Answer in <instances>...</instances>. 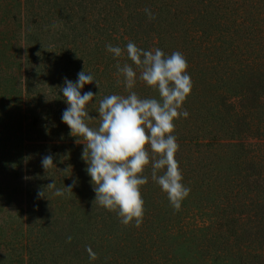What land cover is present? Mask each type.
Listing matches in <instances>:
<instances>
[{
  "label": "rangeland",
  "instance_id": "rangeland-1",
  "mask_svg": "<svg viewBox=\"0 0 264 264\" xmlns=\"http://www.w3.org/2000/svg\"><path fill=\"white\" fill-rule=\"evenodd\" d=\"M63 1L37 2L36 7L40 8L35 9L33 15L39 11V17L43 16L40 19L31 18V9L24 11V0H0V264H24L21 252L14 246L24 228L23 212L28 202L25 157L32 152L30 140L36 135L35 127L26 128L25 125L40 114L38 130L69 135L68 126L65 124L61 130L53 117L58 110L64 112L68 107L63 97L57 96L60 86L55 79L62 81L63 75L67 74L70 81L75 82L81 70L76 69V61L70 64L68 61L73 56L87 61L90 55L85 73L92 70L94 78L100 77L102 89L106 84L105 70L100 74L102 76L98 75L113 57L106 50L108 24L103 23L100 16L82 22L81 16L76 15L64 21L58 17L61 13L58 7L63 6ZM209 1L212 3L203 5L204 9L200 10L191 6L189 9L187 3L186 10L195 12L197 24L189 27L205 32L203 37L211 43L205 45L211 50L194 51L190 37L184 34L188 30L189 18L185 26L170 17L166 21L163 52L166 56L174 51L183 54L193 85L180 109L187 110L189 115L174 120L173 132L179 144L175 159L182 172V183L191 191L180 210L175 211L167 194L151 179V172L144 174L148 183L141 186L140 191L144 201V236L148 241L143 253L146 261H150L148 257L153 261H164L162 257L165 256L176 257L181 264H237L238 258L225 245V236L230 230L225 217L242 203L257 198L244 183V176L251 171L250 164H244L239 149L231 145L229 139L233 132L218 105L220 96L237 92L243 83L237 72L244 59L241 55L245 56L261 42L255 27L259 26L258 23L262 26L259 19L264 16V0ZM48 10L56 11L55 15ZM120 17L121 11L115 16L116 29L121 33ZM96 22H101V29ZM72 27L77 30L71 31ZM61 47L73 53L62 55ZM50 51L55 57H62L60 63L56 64L55 58L49 55ZM62 66L68 69L67 72L61 73ZM26 73L35 79L34 93L29 99L25 96ZM84 87L87 90L83 92H87L93 84ZM37 91L43 97L40 102ZM148 95L159 98L158 92L151 87ZM27 102L32 104L35 112L23 120ZM89 123L91 126V121ZM196 141L213 142L211 146L202 147ZM53 163L56 168L42 173L46 177H63L64 170L54 159ZM71 171L67 177L73 175L75 169L71 167ZM32 177L45 191L44 176L36 177L31 172ZM50 199L58 205L59 197L53 192ZM126 228L119 227L122 231L119 236L125 237L130 232ZM118 252L116 250V254Z\"/></svg>",
  "mask_w": 264,
  "mask_h": 264
},
{
  "label": "trees",
  "instance_id": "trees-1",
  "mask_svg": "<svg viewBox=\"0 0 264 264\" xmlns=\"http://www.w3.org/2000/svg\"><path fill=\"white\" fill-rule=\"evenodd\" d=\"M41 0H24V11L31 9V18H40L39 11L33 15L37 8L36 3ZM56 1V0H53ZM208 1V2H207ZM198 10L204 9L203 5L212 2L209 0H64L63 6L58 7L61 12L58 17L64 21L80 15V21L86 22L92 17H101L103 23H107L110 28L108 44L126 48L129 41L145 50L160 48L163 51V38L165 35L167 17L181 21L185 26L188 23V30L184 34L190 37V43L194 45V51H207L211 47H206V43L211 44L203 36L205 32L190 28L195 26V12L187 11L186 5ZM38 4V3H37ZM145 9L150 10L155 18L150 19L145 13ZM59 11H57L59 13ZM121 11L120 26L122 31H118V24L115 16ZM54 14L56 11H49ZM103 12V13H102ZM94 14V16H92ZM55 15V14H54ZM100 16V17H99ZM262 26L258 23L255 29L260 33L261 42L241 55L244 59L240 61L238 73L241 82L240 89L230 95L219 97V108L223 111L229 130L233 132V137L229 139L231 145L237 147L242 156L244 164H250L251 171L244 176V183L250 193L257 195L256 199H250L248 203H242L236 210L229 212L225 217L229 225V232L225 236L226 248L238 258L237 264H264V16L259 19ZM258 21V20H257ZM98 29H101V22H96ZM257 26V25H256ZM71 31L77 30L76 27L70 28ZM256 30V31H257ZM63 36V35H62ZM68 37V36H67ZM259 46V47H257ZM257 47V48H256ZM214 48V47H213ZM60 53L71 55L70 49L61 47ZM201 53V52H200ZM50 56L54 57L56 64L60 63L62 57H55V53L50 51ZM75 59L73 56L68 64L76 61V69L88 71L90 59ZM113 56V54L111 55ZM198 57V54H196ZM252 56V57H250ZM128 63L135 69L136 66L127 59L126 53L120 58L110 57L107 66L102 67L98 76L105 70V86L101 89L100 77H95L93 88L89 91L97 93L96 97L89 102L87 109L90 116H98L99 101L105 96L112 94L127 95L123 77L117 75L116 65L121 66ZM106 68L108 70L106 71ZM62 72H67V68L61 67ZM98 70L96 71V73ZM94 76V72H87ZM95 73V74H96ZM137 75L139 71L137 70ZM232 75V74H231ZM70 80L67 74L63 75V80ZM121 80L118 84L117 80ZM35 79L27 73L25 77V96L29 99L34 93L33 83ZM61 79H55L57 86L63 87ZM98 84V88L96 84ZM144 82L137 79L133 89L141 98H150L148 89ZM87 88L82 89V93ZM58 97H63L60 89L56 92ZM38 101L43 97L37 91ZM31 102V101H30ZM23 120L28 114L35 112L32 104H24ZM41 110V109H40ZM50 111L47 112L49 115ZM63 111H57L54 118L61 128L65 126L62 120ZM60 120V121H58ZM40 114L33 118L32 123L25 126L35 127L36 135L30 141L32 152L25 157L27 168L26 185V211L23 212L24 228L21 236L15 243V250L21 252L20 258L24 264H181L176 257H165L164 261H150L144 259V252L147 248V239L144 236V217L142 225L137 228L133 224L128 226L120 222L116 212H110L94 202L95 193L91 184V178L86 172L87 164L82 159L84 145L83 138H76L71 134L44 133L38 130ZM91 126L98 125L97 120L91 121ZM29 132V131H28ZM61 134V135H59ZM215 139V138H214ZM215 143L219 141L215 139ZM196 141V144L211 146V143ZM147 147V146H146ZM46 155H52L58 167L64 170L63 177L55 175L46 177L41 159ZM71 167L75 169L73 175ZM50 171V170H49ZM31 172L36 177H43L46 187L55 182L56 189H64L71 186V192L64 189V194L58 196V205L50 199L54 189H40L35 182V177L31 178ZM151 172V166L146 167L145 172ZM75 184L73 185V182ZM44 191V197L38 195ZM261 196V199L258 197ZM56 202V201H55ZM120 226L127 227L125 237L119 236L124 230ZM71 236V242H67V237ZM91 247L97 254L95 261L89 259L86 251ZM116 250L119 251L116 254ZM120 256L115 259V256ZM114 258V260H112ZM152 262V263H151Z\"/></svg>",
  "mask_w": 264,
  "mask_h": 264
},
{
  "label": "clouds",
  "instance_id": "clouds-1",
  "mask_svg": "<svg viewBox=\"0 0 264 264\" xmlns=\"http://www.w3.org/2000/svg\"><path fill=\"white\" fill-rule=\"evenodd\" d=\"M145 13L150 19L155 18L150 10L145 9ZM106 50L114 58L126 53L127 59L136 66L134 69L128 63L116 65L117 75L123 77L128 94L105 96L99 101L98 116L92 117L87 105L97 93H82V89L95 81L91 74L81 71L75 82L65 79L60 88L68 105L62 113V122L72 136L84 140L82 159L91 178L94 202L116 212L123 225L134 223L139 228L144 217L140 188L148 183L144 175L146 167L151 166V179L167 194L175 211L180 210L190 194L191 189L182 183V172L175 159L179 144L173 132L174 120L189 115L187 110L180 109L193 85L187 73V60L179 51L166 56L160 48L145 50L131 41L125 49L107 44ZM137 79L155 89L159 98H141L133 91ZM93 120H98L96 127L90 126ZM53 159L52 155L42 157L45 171L56 168ZM46 188L54 189L55 196H62L64 189L71 192V186L56 189L54 181ZM38 195L44 197L45 193L42 190ZM71 240L68 236L67 242ZM86 251L91 261L98 258L91 247Z\"/></svg>",
  "mask_w": 264,
  "mask_h": 264
}]
</instances>
